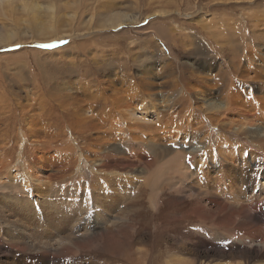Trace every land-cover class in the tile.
I'll list each match as a JSON object with an SVG mask.
<instances>
[{"label":"rangeland","instance_id":"1","mask_svg":"<svg viewBox=\"0 0 264 264\" xmlns=\"http://www.w3.org/2000/svg\"><path fill=\"white\" fill-rule=\"evenodd\" d=\"M24 1H16V10L0 13V31L7 45L0 44V230L15 233V238L9 232L0 234V264L12 258L18 264L24 258H35L39 241L49 240L54 248L69 242L74 238L72 230L85 240L69 257L52 258V264H165L166 258L179 255L182 246L195 240L209 245L212 237L226 234L227 239L243 243L239 237L232 239L224 223L220 226L197 213L182 215L198 202L211 205L204 191L234 203L232 188L241 190L247 184L245 190L251 194L253 185L264 180L258 170L264 166V149L255 145V140L263 138L234 132L251 118L259 119L255 126L261 125L264 131V0H146L136 9L146 17L137 27L123 25L103 31L117 35L127 30L131 39L146 40L153 35V41L132 43L131 49L123 38L96 43L93 30L103 29L99 25L104 18L99 20L93 8L73 19L66 15L74 9L73 0ZM30 2L40 8L21 6ZM52 3L58 5L55 13L43 7H52ZM125 9L137 13L132 7ZM153 23L164 27L161 36L174 42L173 50L161 45L162 37L153 32ZM56 36L61 39L54 40ZM5 37L12 42L5 43ZM104 56L107 60L96 62ZM105 103L111 108L101 112ZM87 111L94 117L86 138H81L83 130L78 127L89 119ZM131 111L141 117L154 111L160 122L137 121ZM218 122L232 124L219 129ZM219 134L223 141L204 148L206 137L215 139ZM73 136L83 146L79 151L93 159L90 163H101V155L93 154L103 150L111 154L108 170L120 169L113 161L117 157L129 155L135 161L122 170L128 172L124 180L115 179V185L121 186L119 194L111 188L105 200V193L94 191L91 215L80 211L82 207L75 208L80 202L85 205L89 194L84 191L90 179L88 163L83 164V176L54 175L55 169L68 165L65 149L68 145L74 151L69 141L70 137L74 141ZM133 143L140 149L131 153ZM194 144L203 145L205 150L200 153H206L207 159L187 155ZM168 148L172 154L186 152L173 172H164L163 162L151 164L156 152L162 156ZM181 169L186 173H180ZM23 175L31 179L30 193L22 188ZM34 176L50 177V184L42 189ZM146 179L153 183L141 194ZM39 191H45V196ZM16 200L28 201V217L18 205L1 206ZM69 206L76 211H72L74 220L66 225L68 235L37 236L52 229L50 221H61V215L71 210ZM97 212L100 218L92 227L90 218ZM220 214L225 221V213ZM91 228L95 229L93 236ZM23 241L33 249L15 246Z\"/></svg>","mask_w":264,"mask_h":264},{"label":"bare ground","instance_id":"2","mask_svg":"<svg viewBox=\"0 0 264 264\" xmlns=\"http://www.w3.org/2000/svg\"><path fill=\"white\" fill-rule=\"evenodd\" d=\"M16 1L17 0H0V13L2 12L3 14H5V13H8L12 9L16 10V8H13L14 4L16 3ZM50 1H52V0H50ZM22 2L25 3L24 0H22ZM142 2L146 3L147 1L146 0H73L72 7L74 9H71L72 10L71 14L66 13V12L65 13H66V15L70 16V18L72 17L74 19V17H76V16L77 17L84 16L92 8L95 9L96 12H98L99 20L104 18V19H102V20H104V22H101L100 25L99 24H97V25H99L103 29L105 28V30H103V29L102 30H93L92 29L95 33H97L96 37H95V39H97L96 43H97V41L104 43L107 40L120 41V39H118V38H123V39H126L125 41H123V44H125V43H127V45L129 44L128 48L131 49L130 45L132 43H137L138 44V42H144V41H146V42L150 41L151 42V41H153L154 40L153 35H151L150 37L146 38V40H145V38L141 39V38H138V37L136 39H131L132 37L129 35V31H127V30H122L121 33H119L117 35H106V34H103V31L105 32L107 30H111L112 28L116 29L118 27H122L123 28L124 27L123 25H128V26L130 25V26L137 27V25L141 24V22H143L145 20V18H146L145 14H142V11L141 12L139 11L140 13H138V11L136 10V9L139 10V8H142ZM24 3L21 5L24 8H26V7H30L31 9H33V8L34 9H39L40 8V5H38V3L30 2L29 3L30 5H28L27 3L26 4H24ZM67 3H70V2H67ZM228 3H229V5H233L232 2H227L226 4L228 5ZM233 3L236 4L238 2H233ZM52 5H53V3H52ZM219 5H222V3H219ZM227 5H225V6H227ZM43 7L47 11L51 10L52 13H53L54 10L56 8H58V5L54 4L52 7H49V4H48L49 8H47L45 6H43ZM70 7H71V5H70ZM126 7L129 8V9H131V7H132V9L134 11H136L137 13H133V12L127 11L125 9ZM124 10H126L127 12L124 11ZM100 12L106 13V15L103 17L104 14H102ZM38 13H41V12H38ZM10 18H7V19L10 20ZM40 18H43V17H40ZM45 21H47V20H45ZM45 21H43V22H45ZM83 21H84V19H83ZM87 21L85 22L86 24H87ZM71 23L72 22H70V24ZM44 24L45 23H43V25ZM50 24H48V25L50 26ZM2 26H3V24H2ZM83 26H85V25H83ZM90 26H91V24H90ZM151 26L154 28L153 32H155V35L157 34V35H159V37H162L161 39L163 41H161V45H164L165 48H167L169 50H171V49L173 50L174 49V46H173L174 42L173 41L171 42V40H169L167 38L168 36L166 38L161 36V35H163L164 27H162L160 25L159 28H158V26H156V23H153ZM68 28H69V26H68ZM72 28L73 27H71V29ZM139 28H141V27H139ZM59 29L60 28H58V30ZM65 29H66V27H65ZM83 29H84V31H87L85 28H83ZM142 29L144 30L145 27H143ZM38 31H39V29H38ZM135 31L138 32L140 30H138V31L135 30ZM38 33L40 34V32H38ZM84 34H85V32H84ZM164 34H165V32H164ZM49 35H51V34H49ZM78 35L80 36V34H78ZM3 36H4V33H2V31H0V44L6 45V44H3V39H4ZM8 36L14 38V35H12V34H10ZM60 36L58 38L56 36L53 39L54 40L55 39L56 40L61 39ZM7 37H5V38H7ZM49 37H51V36H49ZM128 38H130V42L128 41ZM161 39L159 38V40H161ZM10 42H12V41H9V38L5 39V43H7V44L9 43L10 44ZM113 45H114V43H113ZM70 46H72V45H70ZM121 47H125V46L121 45ZM65 49H66V47H65ZM95 57H97V56H95ZM95 57L93 58V60H95ZM133 58H135V57H133ZM118 59H120L119 56H118ZM99 60L100 61H96V62H98V63L101 62L102 63L105 60H107V58H106V56H104L103 58L100 57ZM114 60H115V58H114ZM96 62L94 61V63H96ZM98 101H100V100H98ZM98 105H100V104H98ZM109 107L111 108V106H109L107 103H105V107H103V106L100 107L101 112L109 110L108 109ZM90 111H92V110H90ZM98 111H100V110H98ZM130 113L134 116V119L137 120V121H145V122H147L149 124H153L152 122H156V123L160 122V118L158 117L157 114L154 113V111H151V115H150V116H152L151 119L149 118L150 116H148V115H146L144 117H141V116H138L133 111H131ZM86 114H87L89 119L86 120L85 122H81L80 124L77 123V124H79L78 128L80 130H83V131H80V133H82V135L80 136L81 138H84V137L86 138V132L90 130L91 121H92V119L94 117V116H92L90 114L89 111H87ZM258 120L259 119L251 118L246 123H244V121H243L244 124L239 125L238 129H235L234 132L235 133H241L242 135H246L247 134L248 138H251V137L252 138L253 137L254 138L255 137L263 138V139H257V140H260V141H256L255 140L256 144L254 143L257 148L262 150V149H264V131L262 130L261 125L255 126L256 125L255 121H258ZM245 121H247V120H245ZM217 124L219 125V127L217 126V128L224 129L225 126H227L228 124H232V122H218ZM211 125H214V124H211ZM83 133L85 135H83ZM71 136H72V134H71ZM67 137H68V135H67ZM71 138L72 137L69 138V141L74 146V147H72L74 149V151L72 150L74 153L70 151L69 148H71V147H68V145H67V148L65 149V154H66L65 158L67 159L66 164H68V165L64 166L61 169H55L54 175H61L59 177H62V176L63 177H65V176H78L79 177V175H81V173L83 172L82 171L83 164L88 163V166L91 169V172L89 171L90 172L89 181H86L87 183L84 184V191L88 192L89 194L87 195V198H85L86 199L85 205H84V203L80 202V205H76L75 208L78 209V208L82 207V209L80 211H83L84 213H88V214L91 215V213H89V210H90L91 207L93 208V205H94V204H92L93 202H91V201H93V195L95 194L94 191L98 192V194H101L102 196H103V193H105L104 194L105 195V197H104L105 200L108 199L109 195L107 194V192H109V189H111V188L116 190V192L119 194L120 191L118 189L121 186L120 185H117V186L115 185V184H117L115 179L118 180V181L124 180L127 177L126 174L128 172L127 171H122V170L128 169L129 167L134 165L135 161L132 160V156L123 155L122 157H117L116 159L113 160L114 162L118 163V165L120 166V169H115L114 171L108 170L106 167H107L108 164H110L109 160H110V156H111V154L109 152L105 153V151L103 150V152L94 153L93 156H96V155L98 156V154L101 155V163L96 164L95 161H94V163H90L89 161H92L93 159H90L89 157H87L88 154H86V153L84 154V153L80 152L81 151L80 149L83 146H80L81 145L79 143L80 141H77L76 138H78V137L77 136H73L74 141H71ZM206 139H207V144L205 145L204 148H206L207 146H210L211 144H213L214 141L215 142H220V141L224 140L222 134H219L217 136V138H215V139H211L209 137H206ZM252 143H253V141H252ZM72 144H70V145H72ZM131 146H132L130 148L131 149V153H134V152H136V151H138L140 149L139 145H137L135 143H133V145H131ZM192 147L193 148H191L190 151H188V153H187L188 156H190L192 158L193 156H196V155L200 154L201 157H203V159H207L206 153H200L204 149L203 145L194 144V145H192ZM141 149H142V147H141ZM166 151L167 152H164V154H162V156H159L158 153L156 152V156L158 155L159 157L154 156L152 158L151 164H155L157 162L158 163L163 162V164L165 166V168L162 167V168H164V172H166V171L173 172L175 170L176 166L178 165V163H180L181 161L184 160V158L186 156V152L177 150L174 154H172L171 153L172 151H171V149L169 150V148ZM122 152H125V151H122ZM71 153H73V154L71 155ZM140 156L145 158V155H143L141 153H140ZM190 157H188V158H190ZM252 159H253V157H252ZM75 162L78 163V165L76 167L73 166V163H75ZM243 167L245 168L246 166H243ZM239 169L240 168H238L236 170L237 173L239 172ZM75 170H76V173H75ZM258 170L261 172V174H264V166L258 167ZM243 171H242V173H243ZM253 171H256V169L255 168L252 169L251 173H253ZM162 172H163V169H162ZM180 173H186V172H184L183 169H181ZM158 174L161 175L162 173H158ZM81 176H83V175H81ZM22 179L23 180H21L22 181L21 185H22L23 190L27 189V191L29 193L31 191H33L32 186L30 184L31 183V179L29 177H27L26 175H23ZM49 179H50V177H49ZM49 179H44L43 177H37L35 180L37 181V184H39V186H41L42 189H43V188H45L44 186H48L50 184ZM150 180L146 179V181H145L146 184L145 185L143 184L144 186H142L140 188L139 193L144 194L147 190H150V188L147 187V186H150L151 183H153ZM11 181H12V179H11ZM63 181H67V180H62L61 183ZM111 182H113L114 186H113V184ZM153 186H155V185H153ZM246 186H247V184H244L243 187L241 188V190H240V187H239V189H237L235 187L232 188V191H233L234 196H235L233 198L234 203H229L228 201L223 199V197L222 198L221 197H216L213 194H211V193H209L207 191H204L203 192V194L205 196L204 198H205L206 201L208 200V202H211V205H204L205 203L203 204V202H198V204L195 207L191 208L190 211H188V212H186L185 214L182 215V217H189L191 214L197 213L199 218H204V219L207 218L208 220L212 221L215 224L218 223L220 226H221L222 223H224L223 225H225V227H229L230 229L227 230L228 228L226 229L225 227H222L221 230H224L223 228H225L226 229L225 231H228L229 233L232 234V235H230L232 237V239H235V238L239 237V238H241L243 243H237L236 241L227 239L229 235L227 236L226 234H221L220 235L221 237L220 236L216 237L214 235L215 238H213V237L211 238V240L209 242L210 243L209 245L205 241L195 240V241H193V242H191L189 244H186L185 245L186 248H184L182 246V248H180V252H178L179 255H172L171 254L172 255L171 257L167 256V257H169V259L166 258V260H165L166 263L164 261L163 262L165 264H264V180L259 182V184L253 185V190H252L251 194H248L247 190H245ZM46 190H47V188L45 189V191ZM45 191L44 192L39 191L40 195H43V197H44L45 194H43V193H45ZM240 191H241V193H240ZM48 194H50V193H48ZM121 194H122V192H121ZM123 195H124V193H123ZM241 196L243 198H245V200ZM98 202H100V200ZM103 202L104 201H101V206H103ZM137 202H139V201H137ZM12 203L15 204V206H17V205L19 206L20 210L23 211L24 214H25L24 217H28L31 214V213H29V212H31V210H27V208L30 207L28 205V201L27 200H24V201H17L16 200L15 202H11V203L10 202H8V203L3 202V204L1 206L6 208L8 205H11ZM70 203H72V202H69V204ZM69 207L71 208V210L69 212H66V213L62 214L61 215V221H59L57 224L55 222H53V221H50L51 222L50 227L52 228L50 231L45 232V233H41V232H39L40 230L39 231L37 230V232H39V234L37 236L43 237L42 239H49L50 237H52V238L54 237L55 238V237H62L64 235H68V233H67L68 232V230H67L68 228H67L66 225L70 224L74 220V216L72 215V211H73V213L76 211V210H74L72 208V206H69ZM11 209L12 208H9V210H11ZM100 212L96 213L97 215H95L96 216L95 218H93L94 215L90 218V220L92 219V223H94L92 225V227L93 226H97V221H98L97 218L98 217L100 218V214H101ZM221 212L225 213V221H224L223 215L220 214ZM217 214L218 215L220 214L221 217H223L222 221H224V222H222L220 220L222 218L219 219ZM216 215H217L218 219L215 218ZM47 217L51 218L52 216L50 214H47ZM182 217H180V218H182ZM55 224L58 225V226H56ZM212 226H213V224H212ZM33 227L37 228V226H35V225ZM215 228H217V227H215ZM90 230H92L91 236H93V234H94L93 232H94L95 229L91 228ZM4 231L11 233L12 238H15V236H14L15 233L13 234L12 232H10V230H2L1 229L0 230V234L3 233ZM77 232L78 231H75V233H76L75 234L73 232V230H72V232H70V234H73L74 238H72L69 242H65V243L62 242L60 246L55 247V248L49 246L50 243H47V242H49V240H46V242L39 241V246H38L39 247L38 248L39 252L37 253L36 257L35 258H24L22 260V264H52L51 263L52 262L51 261L52 258H59V257L60 258L61 257L66 258L67 256L69 257L73 253L74 247L79 246L81 244V242H83V239H84V237H81L80 234H77ZM221 233H222V231H221ZM205 235L207 236V234H205ZM18 237H19V235H18ZM65 238H66V236H65ZM193 238H195V237H193ZM244 243L249 244V246H244V245H246ZM41 244H44V245H41ZM15 246L21 248L22 250H32L33 249V246L28 245V243L25 242V241H23L21 244L15 245ZM185 253H188V254H186L187 256L184 255ZM58 260H60V259H58ZM16 261L17 260H15V258H12V259H9L8 261L6 260V264H18V263H16ZM53 262H55V260H53ZM56 262H57V260H56ZM59 262H61V261H59ZM133 264H138V263L133 262Z\"/></svg>","mask_w":264,"mask_h":264}]
</instances>
